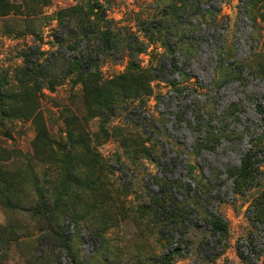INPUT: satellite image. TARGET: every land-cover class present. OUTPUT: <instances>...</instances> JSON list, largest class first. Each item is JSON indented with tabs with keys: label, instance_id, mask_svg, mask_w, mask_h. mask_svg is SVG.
<instances>
[{
	"label": "rangeland",
	"instance_id": "374dc122",
	"mask_svg": "<svg viewBox=\"0 0 264 264\" xmlns=\"http://www.w3.org/2000/svg\"><path fill=\"white\" fill-rule=\"evenodd\" d=\"M0 176V264H264V0H0Z\"/></svg>",
	"mask_w": 264,
	"mask_h": 264
},
{
	"label": "trees",
	"instance_id": "16d2710c",
	"mask_svg": "<svg viewBox=\"0 0 264 264\" xmlns=\"http://www.w3.org/2000/svg\"><path fill=\"white\" fill-rule=\"evenodd\" d=\"M106 36L103 35L102 40L103 43H105L106 45L110 46L112 44H117V41H115L114 39H111L110 42L105 40ZM142 47V48H141ZM144 48L143 45H139V48L136 49V52L138 54H141L143 52ZM78 83L81 84L82 87V91H83V95L85 93V98L88 99H96L98 101L100 100H106L107 99V95L108 92L106 91L107 87L104 86V84L100 85L99 81L96 80V78L94 77V75L92 73H87L86 71L84 73H82V75H78ZM152 78L150 76H147L146 72L139 70L138 68H135L133 73H131L130 75L127 76H122L119 78L118 81H124L125 83H131L133 84L136 88L138 86V83L135 80H138L142 83H144L143 86L139 87L140 90H142V92L144 93V95H148V87L145 85V83H147L148 79ZM53 83H49V90H53ZM52 86V87H51ZM109 87L113 90H117L119 92H123L125 90V92H130L132 90V88L127 87V85L124 84H109ZM87 93V94H86ZM97 102V101H96ZM99 107H101V105L98 104ZM103 106V105H102ZM105 106V105H104ZM46 132L45 129L41 126H38L36 129V139H45L46 138ZM84 167H86V164L84 165ZM235 172V171H234ZM258 175L257 169L254 168V164L249 163V159H244L241 163V166L236 170V179H235V187H240L243 186L244 184H249L250 182H252ZM0 179L3 180V176H0ZM7 188V191L5 192L6 194L9 193V188H8V184L5 185ZM4 194V193H3ZM264 196V193H263ZM160 202H162L160 199H154L152 200V207H148L146 208L147 211V218L150 221V224H152L153 226H163V222H166L167 220H169L168 218V212H165L164 214H160L159 211H161V206ZM262 207L258 213L259 218H261V222L264 223V197L263 200L261 202ZM164 210V208H163ZM161 217V218H160ZM263 220V221H262ZM211 227L214 233H217L220 237H225V234L227 233V229L225 224L219 220V219H214L211 223ZM63 247L66 249L67 253H68V247L67 244L65 242H63ZM72 257V263L76 264L74 262V258Z\"/></svg>",
	"mask_w": 264,
	"mask_h": 264
}]
</instances>
